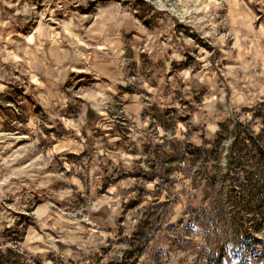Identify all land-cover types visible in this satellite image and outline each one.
Segmentation results:
<instances>
[{
  "label": "rangeland",
  "instance_id": "obj_1",
  "mask_svg": "<svg viewBox=\"0 0 264 264\" xmlns=\"http://www.w3.org/2000/svg\"><path fill=\"white\" fill-rule=\"evenodd\" d=\"M0 264H264V0H0Z\"/></svg>",
  "mask_w": 264,
  "mask_h": 264
}]
</instances>
